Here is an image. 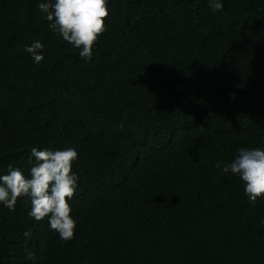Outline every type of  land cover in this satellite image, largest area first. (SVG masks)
<instances>
[{
    "label": "trees",
    "instance_id": "trees-1",
    "mask_svg": "<svg viewBox=\"0 0 264 264\" xmlns=\"http://www.w3.org/2000/svg\"><path fill=\"white\" fill-rule=\"evenodd\" d=\"M38 2L0 0V174L75 148L76 228L0 206V264H264V199L215 167L264 148V0H109L91 61Z\"/></svg>",
    "mask_w": 264,
    "mask_h": 264
},
{
    "label": "clouds",
    "instance_id": "clouds-1",
    "mask_svg": "<svg viewBox=\"0 0 264 264\" xmlns=\"http://www.w3.org/2000/svg\"><path fill=\"white\" fill-rule=\"evenodd\" d=\"M108 3L109 0H39L36 7L54 34L72 48L79 49L80 58L91 61L95 43L107 30ZM208 6L213 11H221L224 3L223 0H208ZM23 50L36 65L45 59L44 45L38 39L25 45ZM77 158L73 147H32L28 153L31 167L27 176L12 165L8 166L6 174H0V206L13 211L17 199L26 197L31 205L29 217L35 221L46 218L49 230L61 241H71L76 221L69 202L78 187L79 177L73 171V162ZM215 167L222 174L238 176L250 202L264 199V148H238L230 163L218 161ZM24 236L30 237L31 233L26 231Z\"/></svg>",
    "mask_w": 264,
    "mask_h": 264
}]
</instances>
